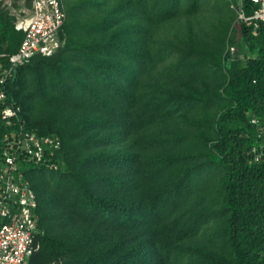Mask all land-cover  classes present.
I'll list each match as a JSON object with an SVG mask.
<instances>
[{
  "label": "trees",
  "instance_id": "obj_1",
  "mask_svg": "<svg viewBox=\"0 0 264 264\" xmlns=\"http://www.w3.org/2000/svg\"><path fill=\"white\" fill-rule=\"evenodd\" d=\"M63 1L59 48L0 86V111L18 106L27 130L61 140L58 171L17 163L36 198L28 264H264V34L252 37L235 21L222 56L223 42L196 39L183 49L163 36L167 23L197 14L200 0ZM241 2L251 14L249 0ZM31 6L12 0L15 9ZM14 19L0 5V64L23 39ZM235 45L243 57L224 67ZM209 64L224 69L210 93L223 105L212 114L210 95L179 91ZM29 82L31 107L49 114L48 123L32 121L31 104L15 91ZM200 102L204 118L191 122L185 117ZM5 129L0 119V137ZM215 175L217 224L213 216L182 222L178 212L189 197L206 198ZM215 225L226 256L193 254L186 243H209Z\"/></svg>",
  "mask_w": 264,
  "mask_h": 264
},
{
  "label": "built area",
  "instance_id": "obj_2",
  "mask_svg": "<svg viewBox=\"0 0 264 264\" xmlns=\"http://www.w3.org/2000/svg\"><path fill=\"white\" fill-rule=\"evenodd\" d=\"M253 10L247 15L242 2L236 6V22L248 29L252 37L264 34V0H249ZM0 5L14 16V29L23 33L17 52L0 64V86L13 72L32 57H49L59 48L58 31L65 21L61 0H32L30 9L12 7V0ZM232 49V48H231ZM5 94L0 92V101ZM5 131L0 137V264H28L39 231L34 220L35 194L19 172V161L58 171L56 153L61 140L56 135L39 136L27 130L20 107L8 105L0 111ZM252 124H257L255 119ZM254 160L260 154L252 149Z\"/></svg>",
  "mask_w": 264,
  "mask_h": 264
},
{
  "label": "rangeland",
  "instance_id": "obj_3",
  "mask_svg": "<svg viewBox=\"0 0 264 264\" xmlns=\"http://www.w3.org/2000/svg\"><path fill=\"white\" fill-rule=\"evenodd\" d=\"M9 0H2V2H8ZM70 3L75 2L76 0H67ZM241 0H200V11L191 16V20L186 21L185 19H175L174 21L167 23L164 26L163 36L167 40L178 41L176 48L185 49L195 43V40L198 39V43L200 45H206L207 43L217 44L221 46L222 56H224L227 51L226 41L230 33V29L236 21V6L240 3ZM64 9L66 10V5L63 0H61ZM190 23V25H189ZM191 31H188V29ZM189 33V34H188ZM202 41V42H200ZM197 42V41H196ZM188 45V46H187ZM232 48V49H231ZM230 60L223 63L224 67H228L229 62L235 59H241L243 57L241 50L235 46L229 47ZM170 62H165L164 64H168ZM208 68L207 73L202 76H199L195 79L190 77L185 78L183 81V86L180 87L179 91L193 94L194 96L200 95L204 99L207 98L208 95L215 89V87L222 82V74H224V69L218 68L216 66H212L211 64L206 65ZM221 67V66H220ZM219 74V75H218ZM31 74H27L26 77L28 80L32 78ZM33 79V78H32ZM32 82V81H31ZM31 82L26 85V87L15 88V91L21 93V99H27L31 104L29 105V115L31 120L35 121V123H48L50 120L49 114L40 113L38 115V110L34 109L32 100L27 97L34 92V87L31 86ZM209 100L207 101V109L206 114H212L219 110L222 107L223 102L217 99V96L211 94L209 96ZM201 102L198 103V106L189 113L185 118H192L191 122L195 119L197 113L200 111ZM199 119L204 118L203 114L197 115ZM65 120L62 116H55L53 121V125L56 124L61 125V123ZM180 155H184L181 150L179 152ZM218 181V176L215 175L214 178L209 183L208 193L206 198L203 195L196 194L195 196L189 197V206L183 207L182 210L178 212V217L182 222H188L190 220H196L197 218L203 220L205 217L213 216V223L217 224L218 216L216 215L217 211L213 210L215 203L212 199V195L209 197V193L213 190H217L216 185ZM221 189V188H219ZM205 202V205H203ZM215 233L213 237L209 240L210 242H204L206 237L199 236V239H195L193 242H187L186 244L190 246L193 251V254L209 258V256L213 255L216 258L221 259L226 256V251L221 249V242L219 241L220 232L218 233L219 228L217 225L214 226ZM218 233V234H217ZM217 234V236H215ZM183 245L182 251L185 253L188 251L187 245Z\"/></svg>",
  "mask_w": 264,
  "mask_h": 264
}]
</instances>
